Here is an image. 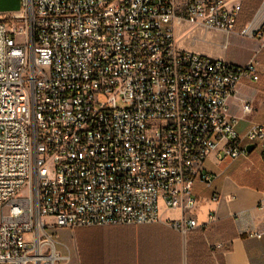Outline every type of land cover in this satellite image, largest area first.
<instances>
[{"label": "built area", "instance_id": "2783aa9c", "mask_svg": "<svg viewBox=\"0 0 264 264\" xmlns=\"http://www.w3.org/2000/svg\"><path fill=\"white\" fill-rule=\"evenodd\" d=\"M229 4L22 0L0 14V264H59L55 231L153 225L163 209L183 212L172 226L187 235L213 153L252 169L258 149L264 163V123L244 133L230 113L258 62L177 44L182 24L263 40L264 25L237 32L241 6Z\"/></svg>", "mask_w": 264, "mask_h": 264}, {"label": "crops", "instance_id": "0c3cea01", "mask_svg": "<svg viewBox=\"0 0 264 264\" xmlns=\"http://www.w3.org/2000/svg\"><path fill=\"white\" fill-rule=\"evenodd\" d=\"M229 3L230 8L241 6L237 32L263 27L264 0ZM15 9L8 11H19ZM176 35L178 47L184 51L236 67L258 62L259 82L241 83L230 113L244 118V133L253 124H263L264 39L228 36L187 24L179 25ZM244 102L252 107L249 115L243 114ZM220 155L215 152L204 163L202 174L210 177V183L198 181L194 187L197 204L192 217L198 228L183 235L172 226L184 217L183 212L163 209L162 221L153 225L61 229L54 232L57 251L64 258L59 264H264V211L259 209L264 204V163L260 152L250 155L255 164L252 169L245 160L231 162L221 160Z\"/></svg>", "mask_w": 264, "mask_h": 264}, {"label": "rangeland", "instance_id": "374dc122", "mask_svg": "<svg viewBox=\"0 0 264 264\" xmlns=\"http://www.w3.org/2000/svg\"><path fill=\"white\" fill-rule=\"evenodd\" d=\"M14 8H18L19 11H8V10H12ZM15 9V10H18ZM22 9V0H0V14H5V15H14L17 14L18 12H20ZM16 92L18 94L19 100L24 102L25 101V97H24V93L21 89H17L16 88ZM24 110L23 108L19 105V116H21L23 114ZM257 151H259L257 149ZM256 151V153H258Z\"/></svg>", "mask_w": 264, "mask_h": 264}, {"label": "water", "instance_id": "95a60500", "mask_svg": "<svg viewBox=\"0 0 264 264\" xmlns=\"http://www.w3.org/2000/svg\"><path fill=\"white\" fill-rule=\"evenodd\" d=\"M253 150H254V146H250V147L248 148V153L251 154V153L253 152Z\"/></svg>", "mask_w": 264, "mask_h": 264}, {"label": "trees", "instance_id": "16d2710c", "mask_svg": "<svg viewBox=\"0 0 264 264\" xmlns=\"http://www.w3.org/2000/svg\"><path fill=\"white\" fill-rule=\"evenodd\" d=\"M55 234H57V233H55Z\"/></svg>", "mask_w": 264, "mask_h": 264}]
</instances>
